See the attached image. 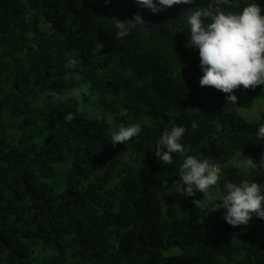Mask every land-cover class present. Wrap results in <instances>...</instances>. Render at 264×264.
<instances>
[{
    "label": "trees",
    "instance_id": "16d2710c",
    "mask_svg": "<svg viewBox=\"0 0 264 264\" xmlns=\"http://www.w3.org/2000/svg\"><path fill=\"white\" fill-rule=\"evenodd\" d=\"M209 2L154 14L135 0H0V264H264V220L230 226L224 209L195 207L199 192L180 196L176 214L158 201L183 161L154 155L172 127L186 129V155L221 167L218 194L244 179L236 154L256 172L263 162L264 111L247 119L236 108L264 100V85L236 90L232 107L199 85L187 17ZM230 3L220 10L264 9ZM137 12L146 24L117 40L113 19ZM85 84L87 95L71 94ZM136 123L138 136L111 145Z\"/></svg>",
    "mask_w": 264,
    "mask_h": 264
},
{
    "label": "clouds",
    "instance_id": "9594fccd",
    "mask_svg": "<svg viewBox=\"0 0 264 264\" xmlns=\"http://www.w3.org/2000/svg\"><path fill=\"white\" fill-rule=\"evenodd\" d=\"M104 2L108 4L111 0ZM135 3L139 8L156 14L176 5L192 4L193 0H135ZM221 5L231 7L230 0H212L207 6L190 12L187 17L190 30L188 46L198 50L199 66L203 72L199 78L200 87L220 91L226 95L228 104L237 105L236 90L241 87L255 90L257 86L264 85V15L261 14L264 9L258 3H249L239 12H225L220 10ZM113 20L118 30L117 40L127 37L131 28L146 24L138 12L133 13L130 20ZM77 65L78 61L72 58L66 66L75 68ZM88 93L89 86L85 84L71 94L79 98ZM62 119L71 123L75 115L67 112ZM185 131L183 126L165 130L154 150L157 161L163 165L173 163V154L183 157L179 179L174 180L170 187L166 186L167 191L161 194V199L173 193L192 197L199 192L203 198L192 201L195 207L208 209L209 213L224 209L223 218L230 226L248 225L253 217L264 220V184L250 179L257 167L252 159L240 158L233 164L242 170L246 178L239 183H226L227 193L218 194L213 189L220 180L221 167L208 159L186 155L188 149L180 142ZM141 132L139 123L121 125L118 131L111 134V145L126 144ZM256 137L264 140V124L258 127ZM261 158L264 159V156ZM165 206L171 207L174 213L182 211L179 203Z\"/></svg>",
    "mask_w": 264,
    "mask_h": 264
},
{
    "label": "rangeland",
    "instance_id": "374dc122",
    "mask_svg": "<svg viewBox=\"0 0 264 264\" xmlns=\"http://www.w3.org/2000/svg\"><path fill=\"white\" fill-rule=\"evenodd\" d=\"M229 105H230V104H229ZM230 106L232 107L233 105H230ZM234 108H235V107H234ZM236 109L239 111V113H240L244 118H247V119H256V118H258V113L261 112V111H264V100H262V101H261V100L258 101V102H257V103H256L251 109H249V110H244V109H240V108H236ZM240 158H243V159L247 160L244 156H242L241 154L238 153V154H236L235 157L232 159V161L230 162V165L233 166V164H234L235 162H237L238 159H240ZM262 165H264V159H263ZM237 169H238V168H237ZM238 171L240 172V174H241L244 178H246V177L242 174V170H241V169H238ZM250 179H251V180H254V181L257 182V183L264 184V167H261V169H260L258 172L254 171L253 174L250 176ZM166 186H169V185H164L163 190H162L161 193L158 195V201H159V203L161 204V206H162V210H163L164 213H166V212H172V213H174V212L172 211L171 207L167 208V207L165 206V204H167V205H173V204L178 203V201H179V197H180V196H178V195L175 194V193H173V194H171V195H165V196L162 197V199H163V201H164V202H163L162 199H161V194L164 193L165 191H167ZM169 187H170V186H169ZM213 191L216 192V193H218V190H217L216 187L213 189ZM164 203H165V204H164ZM175 214H176V213H175Z\"/></svg>",
    "mask_w": 264,
    "mask_h": 264
}]
</instances>
